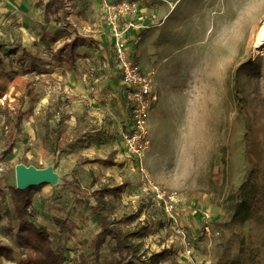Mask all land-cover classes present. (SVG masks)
<instances>
[{"label": "rangeland", "instance_id": "374dc122", "mask_svg": "<svg viewBox=\"0 0 264 264\" xmlns=\"http://www.w3.org/2000/svg\"><path fill=\"white\" fill-rule=\"evenodd\" d=\"M47 1L0 0V244H12L15 222L3 212H14L23 164L57 174L31 193L28 218L66 264H115L113 241L88 248L99 232L91 206L124 232L146 227L132 240L146 262L162 253L158 264H264V46L252 48L264 0H107L136 8L120 19L140 26L124 40L154 73L141 162L117 134L127 107L117 68L97 66L112 55L106 0H65L66 14L46 11ZM74 39L84 44L55 61ZM26 255L15 248V261L0 264Z\"/></svg>", "mask_w": 264, "mask_h": 264}, {"label": "trees", "instance_id": "16d2710c", "mask_svg": "<svg viewBox=\"0 0 264 264\" xmlns=\"http://www.w3.org/2000/svg\"><path fill=\"white\" fill-rule=\"evenodd\" d=\"M65 0H49L44 4V9L48 12L55 13L56 11H63L65 13ZM83 41L74 39L73 41L63 44L61 48L56 50L52 56L55 61H60L64 58V54L69 51V56H65L66 59L74 52V48L82 46ZM21 116L16 115L15 126L19 125ZM44 132L46 138L53 146V153L57 151L58 136L53 135V131L44 126ZM15 140L12 134L4 136L5 150H11ZM46 185L39 187H30L25 190L14 189L12 192V200L14 205V212L11 214L9 210H4V214L7 220L15 222V232L6 230L7 235L11 238L12 245L0 244V259L6 261H15L14 252L16 249L26 250L30 255H26L20 264H66V260L61 252L53 247L52 240L49 234L36 226L28 218V209L32 204V192L39 190ZM2 189L0 188V193ZM255 194H260L259 190L255 191ZM257 205L256 200L254 201ZM104 205L103 203L101 204ZM238 209V207H236ZM90 216L96 219L99 226V232L91 239L88 248L92 249L94 253H98L105 242L109 239L113 241L114 248L117 254L115 264H158L162 257V253L154 254L150 257L149 262H146L141 255H139V245H135L132 240L134 238H141L144 236L146 227H141L131 232H124L115 224L107 220L106 216L102 215L100 210L96 206L88 208ZM58 222V221H57ZM60 223V222H58ZM61 224V223H60ZM63 223L60 227H62Z\"/></svg>", "mask_w": 264, "mask_h": 264}, {"label": "built area", "instance_id": "2783aa9c", "mask_svg": "<svg viewBox=\"0 0 264 264\" xmlns=\"http://www.w3.org/2000/svg\"><path fill=\"white\" fill-rule=\"evenodd\" d=\"M135 10L136 8L133 6L123 3L113 5L112 2L106 0L103 5L102 19L112 43V55L109 56L111 59L106 60L105 68L109 67V63L115 64L127 100L126 114L120 133L122 149L127 158L141 162L151 143L148 122L156 95L154 93V73L143 68L131 56L124 40L129 29H136L140 26H137L135 22L120 25V19L128 16L129 11L134 12ZM110 60L112 61L110 62ZM3 171L4 169L0 167V174ZM152 190L158 197L163 196V193L155 186H152ZM174 198L175 194L173 193L168 196L170 201H173ZM189 253L187 250V254Z\"/></svg>", "mask_w": 264, "mask_h": 264}, {"label": "water", "instance_id": "95a60500", "mask_svg": "<svg viewBox=\"0 0 264 264\" xmlns=\"http://www.w3.org/2000/svg\"><path fill=\"white\" fill-rule=\"evenodd\" d=\"M15 185L18 190H25L30 187L42 185H56L57 174L52 167L35 168L18 164L14 169Z\"/></svg>", "mask_w": 264, "mask_h": 264}, {"label": "bare ground", "instance_id": "6f19581e", "mask_svg": "<svg viewBox=\"0 0 264 264\" xmlns=\"http://www.w3.org/2000/svg\"><path fill=\"white\" fill-rule=\"evenodd\" d=\"M264 46V19L257 28L255 33V38L252 43V48L254 52L260 51Z\"/></svg>", "mask_w": 264, "mask_h": 264}, {"label": "crops", "instance_id": "0c3cea01", "mask_svg": "<svg viewBox=\"0 0 264 264\" xmlns=\"http://www.w3.org/2000/svg\"><path fill=\"white\" fill-rule=\"evenodd\" d=\"M102 49V48H101ZM100 50V49H99ZM101 51V50H100ZM107 51V50H106ZM111 52V49L108 51V55H109V53ZM106 53L107 52H104V55L102 56V58L104 59V60H99V59H97L96 61L98 62V63H100V64H97V66L98 67H104L103 69H105L106 70V68H105V63H106V60H107V58H106ZM99 58H100V55H99ZM109 70H111V69H109ZM122 111H124V116H125V114H126V108L124 109V108H122ZM121 121V120H120ZM121 122H123V119H122V121ZM121 126V125H120ZM120 133H121V128L118 126V130H117V134L119 135V137H120ZM120 139V138H119ZM4 245H10V244H4ZM12 245V244H11Z\"/></svg>", "mask_w": 264, "mask_h": 264}]
</instances>
